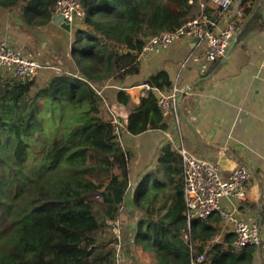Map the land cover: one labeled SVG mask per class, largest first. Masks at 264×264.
Returning a JSON list of instances; mask_svg holds the SVG:
<instances>
[{
  "label": "trees",
  "instance_id": "trees-1",
  "mask_svg": "<svg viewBox=\"0 0 264 264\" xmlns=\"http://www.w3.org/2000/svg\"><path fill=\"white\" fill-rule=\"evenodd\" d=\"M57 1L0 0V6L18 9L26 26L46 27ZM81 2L86 15L75 30L74 69L52 72L43 86L35 79L0 83V264H114V240L102 232L125 213L132 191L142 215L135 245L153 252L155 264H191L205 250L195 243L219 234L221 216L188 226L182 157L170 144L131 187L133 156L102 115V90L140 76L146 41L177 30L200 14L201 4L209 9V0ZM140 82L159 92L173 86L164 70ZM155 115L151 129L169 130L170 118L158 109ZM235 238L209 248L207 263L251 264L256 247L237 252Z\"/></svg>",
  "mask_w": 264,
  "mask_h": 264
},
{
  "label": "crops",
  "instance_id": "crops-1",
  "mask_svg": "<svg viewBox=\"0 0 264 264\" xmlns=\"http://www.w3.org/2000/svg\"><path fill=\"white\" fill-rule=\"evenodd\" d=\"M234 7L239 8L238 4ZM211 10L215 11L212 7ZM243 10L245 16L237 21L238 35L226 55L207 71H200L206 46L196 39H184L167 49L144 53L140 76L104 86L101 110L106 120L111 115L122 122L120 141L133 156L130 185L134 189L141 173L157 160L163 145L173 148L175 142L166 136L174 126L171 119L169 130L151 129L157 120L155 110H160V94L170 89L159 92L135 82L164 70L173 85L177 83L183 92L189 88L179 103L184 146L195 158L216 162L224 179L239 165L248 168L251 178L246 183L247 199L223 198L221 206L238 219L259 225L262 247L256 248L251 264H264V0H247ZM55 18L53 15L46 27H30L20 21L18 9L0 6V41L6 40L27 56L42 60L46 69L63 66L72 70L75 30L82 28L83 22L78 21L72 32H67L54 23ZM56 70L53 72L58 73ZM103 183L106 185L107 181ZM132 192L125 213L116 219L124 246L119 263L114 264H155L153 252L143 251L133 240L135 223L142 215ZM218 227L219 234L213 240L198 241L195 246L203 245L206 250L215 244L228 246L226 238L235 235L232 226L225 227L221 220ZM112 228L109 225L103 230L104 239L114 237Z\"/></svg>",
  "mask_w": 264,
  "mask_h": 264
},
{
  "label": "built area",
  "instance_id": "built-area-1",
  "mask_svg": "<svg viewBox=\"0 0 264 264\" xmlns=\"http://www.w3.org/2000/svg\"><path fill=\"white\" fill-rule=\"evenodd\" d=\"M246 3L247 0H209V9L201 4L200 14L177 30L165 31L149 38L142 54L167 49L173 43L184 39H196L206 46L200 65V71L204 73L211 64L226 55L231 41L238 35L237 21L245 16L243 8ZM235 4H238L239 8L234 9ZM211 7L215 11H208ZM53 11L56 17H63L72 26L78 21L84 22L86 15L81 0H58ZM184 67L185 64L182 65V68ZM46 68L42 60L27 56L6 40L0 41V83L7 81L24 83L28 80H36ZM181 93H183L182 89L177 83L174 84L168 92L160 94L158 106L163 116L170 118L174 123L172 132L167 131L166 136L175 141L172 149L182 157L186 205L184 214L188 226L196 219H206L218 213L225 227L232 226L236 236L232 246L237 252L249 246L262 247L259 225H251L240 220L232 211L225 210L221 206L223 198L239 201L247 199L246 183L251 178L250 171L247 167L239 165L231 171L227 179H224L216 162L195 158L187 151L180 125L181 113L178 98ZM105 103L108 107L106 101ZM108 120L114 126L116 133L123 126L115 116L110 115ZM107 223L113 226L116 263H119L120 251L124 246L119 223L116 220H110ZM206 252L205 249L201 254L193 255L191 264H208Z\"/></svg>",
  "mask_w": 264,
  "mask_h": 264
},
{
  "label": "water",
  "instance_id": "water-1",
  "mask_svg": "<svg viewBox=\"0 0 264 264\" xmlns=\"http://www.w3.org/2000/svg\"><path fill=\"white\" fill-rule=\"evenodd\" d=\"M54 23L57 24V25H60L65 31L67 32H72L73 30V26L70 22H68L67 20H65L63 17L61 16H57L55 19H54ZM232 47V46H230ZM189 90L188 89H185L183 94L178 98V101L180 103L182 97L184 96V94ZM179 109H180V104H179ZM180 113H181V110H180Z\"/></svg>",
  "mask_w": 264,
  "mask_h": 264
},
{
  "label": "rangeland",
  "instance_id": "rangeland-1",
  "mask_svg": "<svg viewBox=\"0 0 264 264\" xmlns=\"http://www.w3.org/2000/svg\"><path fill=\"white\" fill-rule=\"evenodd\" d=\"M77 23V22H76ZM68 67H66V68H63V66H62V68H59V69H55V68H53V70H56V72H61V71H71L70 69H67ZM48 71H50V72H53V70H49V69H47ZM47 70L45 69V70H43L42 72H41V76L39 75L38 77L40 78H37L36 79V81L38 82L37 83V85H39V86H43L44 85V81L43 80H45L48 76H49V74H48V72H47ZM57 74V73H56ZM43 82V83H42ZM46 116H49V113L47 112V115ZM106 231V230H105ZM107 232V231H106ZM112 239H113V237H111ZM107 239V238H106ZM109 240V239H108Z\"/></svg>",
  "mask_w": 264,
  "mask_h": 264
}]
</instances>
